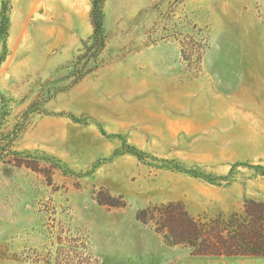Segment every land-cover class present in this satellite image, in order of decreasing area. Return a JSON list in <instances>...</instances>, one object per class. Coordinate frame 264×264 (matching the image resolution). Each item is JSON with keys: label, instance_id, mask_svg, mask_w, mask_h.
Wrapping results in <instances>:
<instances>
[{"label": "rangeland", "instance_id": "obj_1", "mask_svg": "<svg viewBox=\"0 0 264 264\" xmlns=\"http://www.w3.org/2000/svg\"><path fill=\"white\" fill-rule=\"evenodd\" d=\"M93 1L0 0V141L37 165H0V264H264L137 218L264 201V0H105L76 81Z\"/></svg>", "mask_w": 264, "mask_h": 264}, {"label": "trees", "instance_id": "obj_2", "mask_svg": "<svg viewBox=\"0 0 264 264\" xmlns=\"http://www.w3.org/2000/svg\"><path fill=\"white\" fill-rule=\"evenodd\" d=\"M104 2L105 0L93 1V33L84 42L85 53L79 55L74 63L76 81H80L96 67L91 64L106 47L108 35L104 27ZM4 11L5 3L0 17V37L6 33ZM28 159L34 158L21 156L11 149L10 144H6L4 148V141H0V165H25L36 169V163L33 164ZM192 173L198 174L195 171ZM110 204L118 205L116 202ZM137 218L151 224L162 235L165 243L188 246L196 255L264 256V201L247 199L242 211L219 213L213 217L205 214L199 218L192 216L181 202H168L139 210ZM68 258L75 259L70 255ZM77 258L80 261L81 256ZM76 264H83V261Z\"/></svg>", "mask_w": 264, "mask_h": 264}]
</instances>
